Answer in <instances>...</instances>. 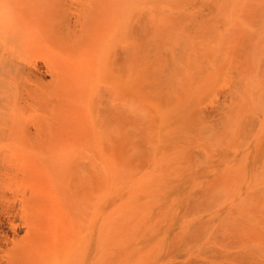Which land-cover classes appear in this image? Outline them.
I'll list each match as a JSON object with an SVG mask.
<instances>
[{
	"label": "bare ground",
	"instance_id": "bare-ground-1",
	"mask_svg": "<svg viewBox=\"0 0 264 264\" xmlns=\"http://www.w3.org/2000/svg\"><path fill=\"white\" fill-rule=\"evenodd\" d=\"M120 3L0 0V264H103V130L142 129L122 101L135 48L124 43ZM188 12L181 8L176 28L187 19L196 28L197 14ZM176 28L163 38L172 40ZM160 30L149 23L141 35L154 41ZM63 111L81 129H95V142L59 129ZM132 131L124 135L142 148ZM193 213L185 264H264V194L205 193Z\"/></svg>",
	"mask_w": 264,
	"mask_h": 264
},
{
	"label": "rangeland",
	"instance_id": "rangeland-1",
	"mask_svg": "<svg viewBox=\"0 0 264 264\" xmlns=\"http://www.w3.org/2000/svg\"><path fill=\"white\" fill-rule=\"evenodd\" d=\"M120 5L124 43L135 48L123 69L122 101L142 129L103 130V264H185L186 216L201 195L264 194V0ZM183 6L197 14L196 28L192 19L176 28ZM149 23L161 28L156 41L141 35ZM167 28L177 29L173 41L163 38ZM156 51L164 61L157 62ZM47 67L43 63L48 82ZM67 114L59 117L66 125L51 130L60 126L71 140L87 136L94 143L95 129H81ZM125 130L146 150L134 145L133 154Z\"/></svg>",
	"mask_w": 264,
	"mask_h": 264
}]
</instances>
